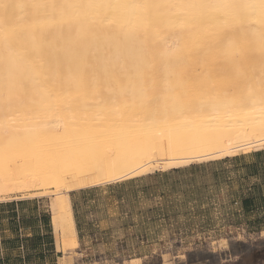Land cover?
<instances>
[{
	"label": "bare ground",
	"instance_id": "bare-ground-1",
	"mask_svg": "<svg viewBox=\"0 0 264 264\" xmlns=\"http://www.w3.org/2000/svg\"><path fill=\"white\" fill-rule=\"evenodd\" d=\"M251 53H264V0H0V200L54 187L55 239L68 244L78 235L72 192L143 176L156 167L166 170L242 150H263L264 76L233 83L232 78L230 91L221 97L194 101L190 96L186 104L175 100L176 109L162 120L120 113L110 119V126L101 123V115L88 116L91 124L82 115L81 121L91 125L86 123L87 129L78 121L81 113L73 112L76 119L69 108L65 114L47 109L49 103L66 104L76 97L133 95L131 90L95 87L164 83L177 68L224 65L243 70L250 65L246 57ZM217 90L219 95L223 89ZM144 91L136 90V95L145 98ZM17 111L23 112V120L12 116ZM93 122L100 128L107 123L108 131L112 127L109 135L102 130L104 141ZM160 131L171 134L161 156H169V150L173 156L155 160L152 136ZM178 133L184 135L183 146L181 136H174ZM28 137L38 139L41 147L23 148ZM82 138L94 144L85 155L70 150L77 148L75 141L81 145ZM50 142L56 150L49 151Z\"/></svg>",
	"mask_w": 264,
	"mask_h": 264
},
{
	"label": "rangeland",
	"instance_id": "rangeland-1",
	"mask_svg": "<svg viewBox=\"0 0 264 264\" xmlns=\"http://www.w3.org/2000/svg\"><path fill=\"white\" fill-rule=\"evenodd\" d=\"M251 54L250 57H246V59L248 60L249 58L250 65L252 62V67L250 65L243 66V70L241 69V67L224 65L216 66L213 69L212 67H196V69L190 67L188 69L189 72L186 68H183V70L182 68H177L170 72L169 77L162 79L164 80V83L158 80L154 81L152 85H145V87L135 85L126 86L110 84L95 87V89L101 90H131L134 91L132 92L133 95L127 94L123 97L120 96L117 98L112 96L106 98L95 97L92 99L87 98V100H82L76 97L74 102H67L69 106L66 102V104L62 102H55L49 103L47 105V109L51 111V113H54L56 110H58L61 113L65 114V111H70V109L72 110L70 114H73V112L74 114H77V112H79L78 115L81 113L79 115V122L82 118L84 119L82 115L86 116L85 120H88V118L94 119V117L101 115L99 116L100 118L102 117L101 123L107 121V123L111 124L110 126H112V122H109L110 119L118 116V114L120 113L121 117L135 116L138 114V117L142 116L144 118H147L151 116L155 117L158 120H162L163 117H166L168 114H170V112L176 109L174 105L176 101H185L186 104L188 102H186V100L190 96V98L194 101H201V99H204L206 97L212 98L215 95L217 97L224 96L230 91L229 85H231V81L229 80H231L232 78V80L235 79L234 81H232V83L237 82L239 78L240 79L238 80V82H240V80L247 81V79H250V81H252L253 79H262V77L264 76V53ZM245 56L247 55H241V57H243L244 59ZM250 58L253 59H251L250 61ZM182 72H185L186 74L184 73L185 75L181 76L183 74ZM192 73L195 75H192ZM254 75L255 78L252 77ZM184 76L187 78L182 80L179 79L184 78ZM194 76L196 77L194 78L196 81H193L194 79H190ZM216 76L218 77L215 79ZM219 77L221 80L219 79ZM218 80H220L221 82H218ZM225 80L229 83L227 84V82H225L227 85L225 84L224 87L221 83H223V81ZM188 81H190V83ZM159 84L160 86H163L165 84L167 88H165L164 85L163 87L161 86V89L159 87ZM155 87H157V89L160 88L158 89V92L156 91ZM135 89L142 91L146 90L144 92L146 94L148 93L149 95L147 94V97L141 98L136 95L138 93ZM200 89L202 92L200 91ZM217 89H223L221 91L222 93L220 92V94L217 95L219 93V90ZM163 90L166 91L164 92ZM210 90L212 91L209 92ZM198 94L200 95V97L196 96ZM159 95L160 97H158ZM163 96H165L166 99ZM161 97L163 98V100ZM184 97H186V99ZM146 99L147 102H145ZM154 99L157 100V102ZM191 99L189 100V102H191ZM161 101L162 103L160 104ZM168 101H171V105ZM165 102L168 103V106ZM185 104L182 108L183 110L186 109ZM144 106L147 107V109ZM165 106H167L168 109ZM133 107H135L134 110L137 107L140 109L138 110L137 108L136 111H133L135 112L133 114ZM60 108L64 110H61ZM141 108H145L146 110L144 109V111ZM114 109L116 110V112ZM160 109L161 112H159ZM148 111L149 113H147ZM21 112L17 111L13 113L15 115L12 116H14V118L18 116L19 119H22L23 112ZM68 113L69 112H66L67 116L69 115ZM122 113L124 114V116ZM152 114L154 116H152ZM67 116L65 115V117ZM104 116L107 117L105 118ZM76 117V119H78V116ZM82 121L80 124L91 126L90 120H88L90 124L88 123V121H85L83 123ZM79 122L76 123L79 125ZM93 123L96 126L94 124H92V126H94V128H96L95 131L98 132V129L100 128L98 124L100 123ZM107 123H105V125ZM67 125L69 126V124ZM105 125L104 127H101L99 129L101 132L99 131L100 134L98 135V138L101 141H104V137L107 138V135H109V132H111L112 130L111 127L108 131L107 128L109 127V125ZM89 126L87 127V129H89ZM94 128L90 127L91 130H94ZM102 130H106L107 135L105 132L103 133ZM166 132L168 131H160L159 133L162 134L158 135L157 132L154 133L157 136H152L151 153L153 157H151L155 160L161 158L166 159L169 156L171 157L173 153L171 152V150H169L166 153H169V156H161L163 152L162 147H165V145L163 144L164 141L166 144L165 138L171 135L169 134V132ZM180 134L178 133L174 136H181L180 145L183 146L185 138L183 137V134ZM81 140L82 142L78 140L82 143H80L81 145L76 144L75 141L74 146H76L77 148L75 147L76 149H74L72 147V149L70 146V150H77L75 151L76 154L82 153V155H85L94 149V144H90L91 142L88 143V139L85 138L84 140V138H82ZM38 142V139L37 141L33 142L32 138H25L23 140V144L26 145L23 148L27 149L34 147L38 149L41 147L39 146L41 143L39 142L40 144H38ZM153 142L157 144L158 147L154 145ZM53 144L55 148L60 147V145H58V141H55ZM53 144L51 142L46 144L49 145L48 147H53L50 148L49 151L57 149L54 148ZM166 145H168V143ZM42 146L44 145L42 144ZM154 146L156 148H159L160 146V148L156 149ZM261 151L264 150L247 149L242 150L239 153L223 156L224 158L218 157L215 159H230L233 157L245 156ZM209 160L213 159L204 160L206 162H200L209 163ZM197 162L198 161H192L191 163L197 164ZM191 163L189 164L191 165ZM234 167L235 166L232 163H226L223 165L225 171L230 170V174H228L227 177H230L231 181L233 182L231 185L227 183L228 179H226V181H222L223 179H221V181L216 180L217 182L214 181L212 177V171L214 170V168L206 167L201 170L198 169V178H189V175L194 174L193 172L189 171L182 174H173L170 176L171 178L159 177L153 180L137 181L132 184L129 183V181L131 180H122L117 183H108L105 185L97 186L90 194V198L95 200V204H92L95 207V213L92 219L98 222L97 228H93V230L97 231L93 233H88L86 231L84 232L85 235L82 236L81 234L79 235L80 237L77 235V239L74 242H69L68 244H58L56 243L55 239V230L52 226L51 213V203L57 197L56 193L54 192V187H48L45 191L37 193V195H35L34 193H24L10 196L5 200H0V202H6L15 199H35L31 200L28 205H24L22 209L20 208V210L23 211L21 212L23 217L33 214L35 216L38 213L42 215H50V233H52L51 235L53 237L54 250H52V248L47 244H45V246L41 249L33 248V246L23 249L18 247V244L16 242L17 240L19 241L20 238L16 237L14 228L12 226H8V223L5 220V227H3V231H6L4 234L5 237L3 236V234L0 237V243H2V246L0 247V259L9 258L13 262V264H21L19 260H23V257H27V255H30L29 257L31 258V261L30 263L25 264H264V209H260L256 213L247 215L241 209L240 204L235 205V202L233 201L235 199V196L232 195L231 197V193L239 190L241 184H239L237 175L233 171ZM171 170L172 169L169 168V170L166 169L164 171L156 167L149 173L150 175H154L157 173L162 174ZM149 173L147 174L149 175ZM173 178H180L182 181H184L185 179H191L192 183L186 185L185 182H182L180 186H177L179 188L174 189L172 184H170L173 181ZM252 183L258 182H254V180H251L250 182H248V185L251 186ZM145 187H150L149 191H143V188ZM262 193L264 192L262 191ZM165 194L171 196V198L166 197L169 200H163L162 197ZM71 198L75 199V201H78L80 198H82V196L76 195L75 197L71 196ZM167 201H169V203ZM158 209H163V212L165 214H170V216L166 218H158L156 213V210ZM11 210L12 208L7 207L5 209H2V212L11 213ZM38 210L40 212H38ZM151 210H153V214L150 215H153V217H148V219H151L150 223L148 225H140L138 227H135L141 219V212L143 211L147 213L151 212ZM184 213H191V216L183 217ZM144 216V219H146L145 213ZM160 220H164L162 224H157L155 222H159ZM44 233H46V235L49 234V230L46 229ZM27 234H23L25 235L23 236V240L34 239L35 236L26 238ZM3 240H7V245H3ZM43 257L46 258L43 259Z\"/></svg>",
	"mask_w": 264,
	"mask_h": 264
},
{
	"label": "crops",
	"instance_id": "crops-1",
	"mask_svg": "<svg viewBox=\"0 0 264 264\" xmlns=\"http://www.w3.org/2000/svg\"><path fill=\"white\" fill-rule=\"evenodd\" d=\"M264 150V149H263ZM258 151V150H256ZM256 153H264V151L261 152H256ZM256 153H252L249 155H245V156H240V157H233V158H226V159H222V160H218V159H213V160H209V163H202V162H206V161H202V162H197L196 163H191L188 165H184L181 167H175L171 168V171H167L165 173H157L154 175H143L140 177H134V178H130V179H125L126 181H129L130 184L135 183L137 181H145V180H153L155 178H159V177H165V178H171L170 176L173 174H182V173H187L189 171L193 172V175H189V178H198L197 175V171L198 169L201 170L203 168L206 167H211L214 168V170L212 171V177L214 179V181H221V179H223L222 181H226V179H228L227 183L228 184H232L233 182L231 181L230 177H227L228 174H230V170L225 171L223 168V165L226 163H232L234 164V169L233 171L236 173L237 175V179L239 184H241L240 189L234 191V193H231V197L232 195L235 196V199L233 200L236 204H240L241 205V209L243 210V212L247 215H249V212L245 211L244 208L249 209V206L247 204V200L248 198L252 195L255 196L257 193L258 194H262V196H264V193H262V191L264 192V155L261 156L260 159L257 158H251L250 156ZM229 157V156H228ZM224 158V157H223ZM242 158V159H240ZM239 159V160H238ZM214 160H218V161H214ZM169 170V169H168ZM165 171V170H164ZM232 171V170H231ZM258 174V176H257ZM123 180V181H125ZM251 180H254V182H258V183H252V185H248V182H250ZM216 181V182H217ZM182 182H185L186 185H189L192 183L191 179H185L184 181H182L180 178L176 179L173 178V181L170 183L172 184L173 188H179L177 186H180L182 184ZM117 183V182H116ZM242 184H247V185H242ZM111 186V185H110ZM94 188H89V189H84V190H79V191H75L71 193L72 197L77 196H82V198H80L78 201H75V199L71 198V202H72V207H73V212H74V217H75V222H76V228H77V232H78V236L82 234H84V232H88V233H93L96 232L97 230H93V228H97V221H94L92 218L94 216V205L95 204V200L90 198V194L91 192L95 189ZM150 187H145L143 188V191H149ZM156 189V188H155ZM171 198V196L169 195H164L162 198L163 200H169L167 198ZM30 200V201H29ZM31 200H35V199H15V200H11V201H6V202H0V237L3 234V236L5 237V232L3 231V227H5V220L8 223V226H12L14 228V232L16 237L20 238V240H17V244L18 247L20 248H29L30 246H32V243L34 242H38V248L41 249L42 245L41 243L45 242L43 238L44 234L46 235V233H44L47 229V224L45 222L42 221L41 216L42 214L38 213L37 215L34 216L30 215V216H24L22 215L21 212H23L22 210H20V208L22 209V207L24 205H28L29 202H31ZM173 200V199H172ZM246 204H245V202ZM9 202V203H8ZM169 203V201H167ZM253 205V204H252ZM7 207L12 208L11 213L10 212H2V209H5ZM198 207V205H197ZM252 207V206H250ZM163 209H158L156 210L157 216L158 218H166L169 217L170 214H165L163 212ZM38 212H40L38 210ZM167 212V211H166ZM144 213L146 215V219L144 216ZM153 210H151V212H141V219L139 220V223L136 224L135 227H138L140 225H148L150 223L151 219H148L149 216H151V218L153 217ZM189 217L191 216V213H184L183 217ZM127 217V215H126ZM26 218L27 220L23 219ZM155 220V219H154ZM164 220H160L159 222L155 221L157 224L160 223L162 224ZM7 227V226H6ZM129 229V228H128ZM131 230V229H130ZM28 233V234H27ZM32 233V234H29ZM23 234H27L26 238H30L32 236H35L34 239H26L23 240ZM80 237V236H79ZM39 239V240H37ZM3 245H7V240H3ZM2 246V243H0V247ZM44 247V245H43ZM25 258V256L23 257V259ZM3 260V259H2Z\"/></svg>",
	"mask_w": 264,
	"mask_h": 264
},
{
	"label": "trees",
	"instance_id": "trees-1",
	"mask_svg": "<svg viewBox=\"0 0 264 264\" xmlns=\"http://www.w3.org/2000/svg\"><path fill=\"white\" fill-rule=\"evenodd\" d=\"M263 155H264V153H256V154L251 155L250 157L251 158L253 157V158L260 159L261 156H263ZM240 159H242V158H240ZM257 176H258V174H257ZM245 204H246V202H245ZM247 204L250 205V206H252V207L249 206V209L244 208V210L247 211V212H249V215L250 214H253V213H256L258 210L264 209V196H262V194H258V193L255 196H252L251 195L248 198V200H247ZM41 219H42L43 222H45L47 224L46 225L47 226V230H49V234L43 236L42 239H44L45 242L44 243L42 242L41 245L43 247V245L45 246V244H47V245H49V247L52 248V250H54L53 237L51 235L52 233H50L51 232L50 215L49 214L42 215L41 216ZM24 220H27V219L24 218L23 221ZM37 240H39V239H37ZM38 245H39L38 242H35V243L33 242L32 243L33 248H38ZM29 256L30 255H27V257H25L23 260L22 259L19 260V262L21 264L30 263L31 258ZM45 258L46 257H43V259H45ZM14 262H18V261H14ZM0 264H13V262L9 258H6V259H3V260L0 259Z\"/></svg>",
	"mask_w": 264,
	"mask_h": 264
}]
</instances>
